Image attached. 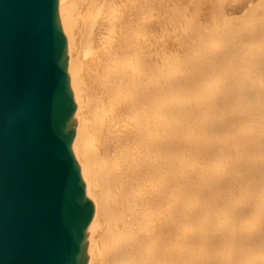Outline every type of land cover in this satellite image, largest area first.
Wrapping results in <instances>:
<instances>
[{
	"label": "bare ground",
	"instance_id": "1",
	"mask_svg": "<svg viewBox=\"0 0 264 264\" xmlns=\"http://www.w3.org/2000/svg\"><path fill=\"white\" fill-rule=\"evenodd\" d=\"M60 2L86 264H264V0Z\"/></svg>",
	"mask_w": 264,
	"mask_h": 264
},
{
	"label": "water",
	"instance_id": "2",
	"mask_svg": "<svg viewBox=\"0 0 264 264\" xmlns=\"http://www.w3.org/2000/svg\"><path fill=\"white\" fill-rule=\"evenodd\" d=\"M68 51L60 0H0V264H86Z\"/></svg>",
	"mask_w": 264,
	"mask_h": 264
}]
</instances>
